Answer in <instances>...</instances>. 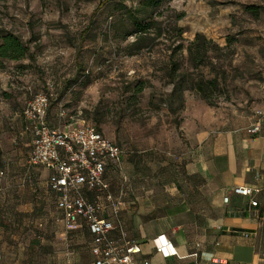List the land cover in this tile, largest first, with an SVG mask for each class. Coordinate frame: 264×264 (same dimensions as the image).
Instances as JSON below:
<instances>
[{"label": "rangeland", "instance_id": "obj_1", "mask_svg": "<svg viewBox=\"0 0 264 264\" xmlns=\"http://www.w3.org/2000/svg\"><path fill=\"white\" fill-rule=\"evenodd\" d=\"M101 1L0 0V28L19 34L34 54L0 65L2 178H26L25 172L35 167L29 163L32 131L22 111L35 91L53 81L57 97L49 109L52 124L62 126L73 116L129 153L161 160L183 153L190 146L188 135L243 124L264 103V0H167L147 10L144 0H104L98 7ZM249 4L258 6V12L248 10ZM130 13L153 18L167 30L157 36L153 28L156 38L130 53L137 36ZM198 31L222 46L227 79L215 104L185 88L180 108L181 98L170 97L174 84L169 58L174 46L183 44L174 60L181 72L192 71L186 46ZM193 73L208 77L210 65ZM139 80L148 84L136 93ZM190 80L186 77L185 86ZM11 189L15 197L30 199L20 182ZM46 205L44 199L38 207ZM0 219V226H6Z\"/></svg>", "mask_w": 264, "mask_h": 264}, {"label": "crops", "instance_id": "obj_2", "mask_svg": "<svg viewBox=\"0 0 264 264\" xmlns=\"http://www.w3.org/2000/svg\"><path fill=\"white\" fill-rule=\"evenodd\" d=\"M259 110L243 124L187 134L190 146L181 154L161 160L131 152L107 165L120 224L142 244L138 264L145 258L150 264H264V103ZM255 122L260 130L253 134ZM34 166L26 178L0 176V218L7 223L0 226V264H94L86 223L67 227L59 195L50 188L51 170ZM16 182L30 199L11 193ZM238 184L257 190L239 195L233 191ZM44 199L48 205L39 208ZM159 235L173 242L176 254L157 248Z\"/></svg>", "mask_w": 264, "mask_h": 264}, {"label": "built area", "instance_id": "obj_3", "mask_svg": "<svg viewBox=\"0 0 264 264\" xmlns=\"http://www.w3.org/2000/svg\"><path fill=\"white\" fill-rule=\"evenodd\" d=\"M53 88V84L49 83ZM55 93L37 91L28 98L23 108V117L32 131L29 163L43 165L51 170L50 188L57 192L58 208L64 213L69 229L86 223L92 236L94 264H138L137 255L142 252L139 240L127 237L120 221L118 200L111 191V183L105 178L108 164H118L129 153L122 145L99 131L94 125L80 122L71 116L62 126H54L48 117V109ZM257 114L263 111L257 110ZM65 116L64 111L60 112ZM260 130L255 122L249 131ZM0 171V176L3 175ZM257 188L235 185L239 195H252ZM95 192L98 200H90L87 192ZM229 200V196H225ZM257 200H252L257 205ZM108 212L106 214L105 212ZM117 231V235L112 232ZM158 249L166 255L176 254L173 242L164 235L154 238ZM143 264H150L148 258Z\"/></svg>", "mask_w": 264, "mask_h": 264}, {"label": "trees", "instance_id": "obj_4", "mask_svg": "<svg viewBox=\"0 0 264 264\" xmlns=\"http://www.w3.org/2000/svg\"><path fill=\"white\" fill-rule=\"evenodd\" d=\"M165 1L167 0H144L142 3V7L144 8V10H147L148 8L151 7H157ZM104 3H105L104 0H102L98 7H100ZM247 9L254 13L258 12V6H256L255 4H249L247 6ZM179 16H182V14H179ZM130 17L135 26V33L137 34L135 40L130 44V46H132L133 48L132 50H130V53L139 52L143 46L148 45L156 38V36L152 35L153 28L156 30L157 36L162 35L163 32L167 30V26L165 24H162L161 22H158L153 18L148 20H142L135 13H130ZM178 30L180 33L183 32L182 28H178ZM230 43L231 42L228 41L226 46H229ZM181 49H183V44H178L174 46L169 58V65H170L169 73H170L171 81L174 84L170 97L172 98L176 96L180 97L181 98L180 108H181L183 107V103H184L183 91L185 88H189L196 90L202 96V98L207 100L210 104H215L216 99L219 96L218 92H220V89H222L221 85L227 79L226 70L223 68L224 59H222V56L219 53V51L222 49V46L216 43L212 38H208L203 32L201 31L196 32L195 37L189 40L186 46L189 59L192 62V69H193L192 71H188V72L187 71L181 72L180 62L174 60L177 51ZM28 55L30 57L34 56L30 46L21 38L19 34H17L16 32L10 29L0 28V65L1 66H4L5 63L4 61L7 59L19 60ZM206 65H210V76L206 77L203 73H199L197 74V76H194L193 72L196 69L198 68L200 69ZM188 76H190L191 84L185 86V80L186 77ZM180 78H182V80ZM50 83L53 84V88H50L49 84H47L44 87V89H40V90L47 92L53 91L55 93L54 97L51 100V104H52V102L56 99L55 97H57L56 96L57 83L56 81ZM147 84H148L147 80H139L135 86V92L139 93L143 91L146 88ZM49 109H48V117H49ZM99 131L102 132V130Z\"/></svg>", "mask_w": 264, "mask_h": 264}]
</instances>
